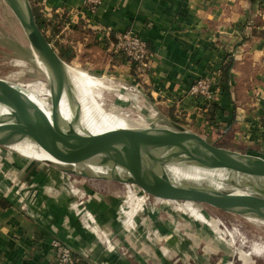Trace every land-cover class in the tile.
<instances>
[{
    "label": "crops",
    "instance_id": "1",
    "mask_svg": "<svg viewBox=\"0 0 264 264\" xmlns=\"http://www.w3.org/2000/svg\"><path fill=\"white\" fill-rule=\"evenodd\" d=\"M33 1L45 18L65 19L55 38L59 46L74 52L67 64L132 83L142 101L169 122L216 146L264 159V0H102L94 15L86 12L82 0ZM95 28L113 33L130 29L145 40L150 50L147 75L139 78L112 50V40H98ZM229 61L232 68L226 81L220 76L214 104L207 106L188 95L196 79L214 71L221 74ZM3 162L7 171L18 172L19 179L40 188L28 193L26 204L16 203L14 196L22 194L21 188L11 192L12 180L0 173L5 191L0 194V264H55L57 242L88 264H123L126 257L118 244L125 245L137 264L144 262L139 251L144 248L142 238L123 236L115 221L111 231L119 240L111 236L110 248L91 229L84 230L63 192L56 193L62 176L57 168L44 162L31 168L21 158ZM52 179L57 188L48 194ZM110 204L92 211L96 216L111 212ZM111 217L114 220L115 214ZM99 225L110 227L101 221ZM125 264L133 262L128 259Z\"/></svg>",
    "mask_w": 264,
    "mask_h": 264
},
{
    "label": "rangeland",
    "instance_id": "2",
    "mask_svg": "<svg viewBox=\"0 0 264 264\" xmlns=\"http://www.w3.org/2000/svg\"><path fill=\"white\" fill-rule=\"evenodd\" d=\"M30 4L33 9L32 2ZM32 55L30 43L18 20L4 1L0 0V79L8 81L21 90L37 87L39 91L50 92L48 78L43 69L35 63ZM72 67L82 71L79 67ZM84 72L105 83L101 102L107 111L98 116L105 124L112 128L122 129L118 122L143 119L146 122L152 118L151 115L155 111L150 109L145 101H142L136 90L129 89L132 83L126 82L125 84L109 80L110 77L104 74ZM124 85L127 87L126 91L122 89ZM118 97H123V99L119 100ZM47 101L50 104V98ZM111 109H113L112 112H109ZM147 123L149 124V121ZM147 127L159 128L161 126L155 124V127L153 125ZM5 158L10 162L13 158H21L27 161L31 168L43 162L36 158H27L11 147L0 146V173L6 180L10 178L13 183L10 182V187L9 185L5 187H9L11 192L21 188L20 193L22 194L14 196V201L26 204L30 196L28 193L39 191L40 186L27 184L19 179L18 172L14 174L12 170L7 171L4 167L5 162H3ZM59 180L61 182L58 188L55 187V179L51 180V189L48 194H55V188L58 189L56 193L63 192L64 199L69 200L78 222L86 226L83 227L84 230L91 229L90 232L95 237L99 235L105 246L110 248L111 236L119 240L117 234L115 236V233L111 231L113 221L121 226L123 236L137 235L142 238L141 245L144 248L139 250L144 258L142 264H245V255L237 253L240 249L247 251V246L252 243L264 246V224L258 225L235 213L224 212L205 204H192L197 210L194 213L182 204L185 202L158 200L146 195L136 186H125L106 179L62 173ZM2 189L0 186V194L5 195ZM24 190L26 191L25 196L23 195ZM239 192L240 190L234 186L222 191L225 194ZM108 202L112 203V210L111 212L99 211L100 220L99 215L96 216L92 210L107 207L105 204H110ZM111 214H115L114 220ZM89 218L94 222L88 224ZM200 218L211 221V224ZM99 221L109 224L110 227L100 226ZM65 224L68 223L65 222ZM88 225L92 228H88ZM115 228L118 229L117 226ZM231 234L235 237L234 242H232ZM111 248V250H116L115 245ZM117 250L122 254L121 256L126 257L123 259L125 262L129 259L133 264H137L131 258V253L127 251L125 245L118 244ZM151 254H154L153 258L150 257ZM250 259L248 257L249 264H264V254L253 256Z\"/></svg>",
    "mask_w": 264,
    "mask_h": 264
},
{
    "label": "water",
    "instance_id": "3",
    "mask_svg": "<svg viewBox=\"0 0 264 264\" xmlns=\"http://www.w3.org/2000/svg\"><path fill=\"white\" fill-rule=\"evenodd\" d=\"M3 1L18 20L31 51L38 53L48 70L49 74H45L53 95L50 96L49 120L20 88L0 79V105L9 110L7 120L0 122V146L12 147L27 138L50 159L37 160L57 168L63 174L136 186L158 200L205 204L224 212L264 221V159L216 146L182 125L169 122L158 111L151 115L147 124L154 127L160 124L159 128L117 129L98 135L80 134L73 128L63 132L59 126V105L62 99L67 100L69 107L75 105L72 119H79L81 113L80 101L73 91L66 69L70 65L60 58L39 29L29 0ZM50 73L54 87L49 80ZM170 147L179 148L182 152H173L168 149ZM149 149H164L163 156L161 159L156 158L149 153ZM100 155L103 158L98 164L80 166ZM144 156L155 162L160 169H166L173 163L205 169H225L241 176L251 187L253 179L258 181H254L255 185L252 183L253 195L225 194L185 182L176 185L166 174L158 175L153 169L147 168ZM119 169L125 170L126 175L121 176Z\"/></svg>",
    "mask_w": 264,
    "mask_h": 264
},
{
    "label": "bare ground",
    "instance_id": "4",
    "mask_svg": "<svg viewBox=\"0 0 264 264\" xmlns=\"http://www.w3.org/2000/svg\"><path fill=\"white\" fill-rule=\"evenodd\" d=\"M33 58L35 63L41 68H43L45 73L47 72V74H49L48 70L44 66V63L42 62L41 58L39 57L36 51H33ZM66 69L69 75V79L73 86V91L76 97L78 98V100L80 101L81 113L79 119L77 120L72 119L76 111V107L73 104H72L73 106L69 107L67 100L63 98L59 105V126L61 130L63 132H67L68 129L73 128L76 132L86 135H98L107 131L117 130L118 128H112L108 126L107 124H105L103 120H101L98 117L99 115L107 111L105 110V108L103 107V103L101 102L103 90L105 89V83L103 82V80L97 77H93L85 73L84 71L76 69L72 66L67 67ZM49 77H50L49 79L50 83L52 87H54V80L51 73ZM21 91L27 96V98L30 100L32 104H34L42 113L45 114L47 118H49V120H51V111H50L51 106L47 100L50 98V96L53 95V91L42 92L39 91L37 87H33L32 89L24 88ZM118 99L121 100L123 99V97L121 98L118 97ZM112 110L113 109L109 110V112H112ZM8 112L9 110L7 108L0 105V117L2 118L0 122L7 120L6 118ZM146 122L143 119V120H132L128 122H118L119 124L117 122H113V123L118 124L122 129L146 130L148 129L147 127L148 125L146 124ZM11 148L27 158H36L43 161H50V159L46 156V154L35 143H33L30 139L27 138L13 145ZM168 149L177 153L182 152L181 149L175 147H170ZM163 151L164 149L161 150L149 149V153H151L153 156L159 159H161V157L163 156ZM102 158H103L102 155L97 156L91 159L90 161L81 164L80 166L87 167L92 164H98L100 160H102ZM144 163L147 168L153 169V171L156 174L158 175H160L161 173L166 174L169 180L173 184L180 185L183 182L192 183L197 186H201V185L206 186L218 192H222L225 189L234 186L237 187L238 190H240V192L236 194L253 195L254 193L252 189H253V184L255 185L254 181L255 182L258 181L256 179H253V181L251 182L252 185L251 187L247 182H245V180L241 176L235 175L234 173L225 169H205L196 166H189V165L175 164V163L169 165L168 167H166V169L163 168L160 169L155 162H152L149 158H146L145 156H144ZM119 171L121 172V176L126 175L125 170L119 169ZM182 204H184L191 212L194 213L197 212L195 207H193L192 203L185 202ZM90 218H89V222L93 223V219ZM244 218L258 225L260 223L264 224V221L255 219L252 216H244ZM200 220L211 224V221H206V219L204 220L200 218ZM97 236L99 237V235ZM231 239L232 242L235 241V237L233 234H231ZM247 248H248L247 251L240 249L237 252L238 254L243 253L245 255L244 257L245 264H249L248 257L252 259L253 256H260L264 254L263 244L252 243L249 246H247Z\"/></svg>",
    "mask_w": 264,
    "mask_h": 264
},
{
    "label": "built area",
    "instance_id": "5",
    "mask_svg": "<svg viewBox=\"0 0 264 264\" xmlns=\"http://www.w3.org/2000/svg\"><path fill=\"white\" fill-rule=\"evenodd\" d=\"M101 3L102 0H82L83 8L91 15L97 12ZM89 21L87 20V23ZM93 30L98 33L99 41L104 43L107 40H112V50L133 66L134 72L139 78L147 75L150 50L148 43L139 37L137 33L130 29L114 33L109 29L102 28H95ZM220 84V73L214 71L208 76L196 79L189 87L187 93L189 96L199 99L203 104L210 106L214 104L215 97L220 90ZM122 89L126 91L127 87L124 85ZM129 89L136 90L134 85L129 86ZM55 244V264H79L80 259L73 255L69 247L61 245L58 242Z\"/></svg>",
    "mask_w": 264,
    "mask_h": 264
},
{
    "label": "trees",
    "instance_id": "6",
    "mask_svg": "<svg viewBox=\"0 0 264 264\" xmlns=\"http://www.w3.org/2000/svg\"><path fill=\"white\" fill-rule=\"evenodd\" d=\"M33 5V13L35 16L36 23L39 29L43 32L48 42L53 43V45L58 49V53L60 58L66 63H70L74 58V52L68 47L59 46L56 40V36L62 24L65 22L63 16H60L55 19H47L45 18L39 11V6L32 0ZM55 38V40H54ZM55 43V44H54ZM233 61H229L226 63L221 69V80L226 81V78L229 75V72L232 68ZM79 264H88L84 260H79Z\"/></svg>",
    "mask_w": 264,
    "mask_h": 264
}]
</instances>
